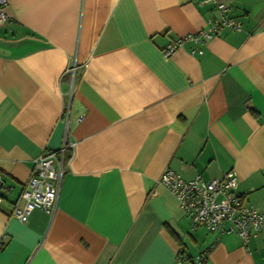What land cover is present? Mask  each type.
<instances>
[{
	"label": "crops",
	"instance_id": "1",
	"mask_svg": "<svg viewBox=\"0 0 264 264\" xmlns=\"http://www.w3.org/2000/svg\"><path fill=\"white\" fill-rule=\"evenodd\" d=\"M222 1L240 30L164 57L217 17L211 1L9 0L0 264H264V230L244 247L234 233L193 228L158 183L166 169L205 180L231 171L264 211V0ZM64 145L53 212L20 221L12 203L34 159Z\"/></svg>",
	"mask_w": 264,
	"mask_h": 264
},
{
	"label": "built area",
	"instance_id": "2",
	"mask_svg": "<svg viewBox=\"0 0 264 264\" xmlns=\"http://www.w3.org/2000/svg\"><path fill=\"white\" fill-rule=\"evenodd\" d=\"M209 1L218 11L217 17L208 18L199 31L171 40L162 49L164 57H169L187 42L193 45L192 53H202L206 42L219 36L223 28L240 30L239 22L228 15L229 7L222 0ZM8 4L9 0H0V24L8 19ZM64 151L65 145L58 150L47 149L34 159L31 176L24 182L12 203L11 213L20 221H26L29 213L35 209L53 212L66 164ZM158 183L167 187L176 197L193 228L203 226L209 232L234 233L244 247L251 236L264 230V211L246 203L236 191L238 180L234 172L205 180L200 174L184 179L173 170L166 169L160 174ZM10 188L0 177V203L6 199ZM203 257H197L198 264H204ZM180 258L178 256L176 259L179 261Z\"/></svg>",
	"mask_w": 264,
	"mask_h": 264
},
{
	"label": "trees",
	"instance_id": "3",
	"mask_svg": "<svg viewBox=\"0 0 264 264\" xmlns=\"http://www.w3.org/2000/svg\"><path fill=\"white\" fill-rule=\"evenodd\" d=\"M67 155L65 154V157H66ZM7 197V196H6ZM203 256V255H202ZM205 257H203V259H204ZM203 263H204V260H203Z\"/></svg>",
	"mask_w": 264,
	"mask_h": 264
}]
</instances>
